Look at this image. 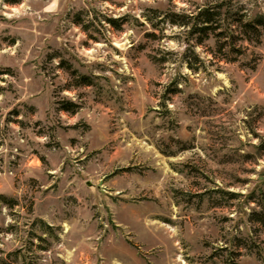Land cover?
Here are the masks:
<instances>
[{"label":"rangeland","instance_id":"obj_1","mask_svg":"<svg viewBox=\"0 0 264 264\" xmlns=\"http://www.w3.org/2000/svg\"><path fill=\"white\" fill-rule=\"evenodd\" d=\"M259 16L264 0H0V264H264Z\"/></svg>","mask_w":264,"mask_h":264},{"label":"trees","instance_id":"obj_2","mask_svg":"<svg viewBox=\"0 0 264 264\" xmlns=\"http://www.w3.org/2000/svg\"><path fill=\"white\" fill-rule=\"evenodd\" d=\"M215 13L210 10H204L200 11L197 17H195L194 20L195 23L193 25V31L197 34L204 33L206 36L210 31H215L216 27L213 26L215 24ZM190 22V21H189ZM188 21H185L182 23L184 26H189L192 23H189ZM245 28L246 33H253L254 35L260 36L262 32H264V17L259 16L257 17L253 22L246 23L243 25ZM261 29V30H260ZM85 85H90V81L86 77H81V82ZM62 108L64 111L75 113L77 109L79 108L76 104L72 102H66L63 103ZM254 221L258 224H260L264 228V215L255 213L253 215Z\"/></svg>","mask_w":264,"mask_h":264}]
</instances>
